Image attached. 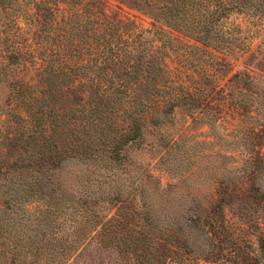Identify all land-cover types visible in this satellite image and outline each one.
Returning a JSON list of instances; mask_svg holds the SVG:
<instances>
[{"label": "trees", "instance_id": "obj_1", "mask_svg": "<svg viewBox=\"0 0 264 264\" xmlns=\"http://www.w3.org/2000/svg\"><path fill=\"white\" fill-rule=\"evenodd\" d=\"M117 1L148 14L156 24L196 43L226 49L228 35L223 22L230 15L264 16L262 3L254 0ZM106 7L105 0H41L36 3L28 30L33 32L35 43L40 44L46 53L40 54L38 48L39 68H35L30 43H22L19 48L0 35V81L1 77L7 76L6 69L10 66L34 67L33 82L20 80V133L7 139L18 144L17 138L20 137V155L9 163V170L0 171V195L3 198L0 220H7L6 226L14 221L20 222V226L27 225L31 216L26 204L43 202L44 209L39 211L37 225L30 228L42 237H51L61 246L50 250L49 255L45 253L42 258L45 260L48 256L51 264H63L61 259H70L85 240L78 233L80 229L73 231H77L74 236L67 232L64 237L58 236L66 217L71 218L80 210L95 211L100 204L107 202L116 208V212L106 228L128 227V224H123L126 219L125 199L120 187L110 195H101L97 185L94 192L76 201L73 212V209L69 210L70 205L64 207L63 201L69 199L61 186L50 179L52 171L72 160H82L81 163L90 170L92 166L88 163L94 161L97 178L93 183H102L103 179L114 176L115 169L125 166V150L140 149L151 137L153 140L149 143H152L154 154L159 156L158 161H163L169 150L190 133V127L204 126L207 129L204 141L214 147L224 143L230 150L226 156L236 166L233 171L238 174L228 180H216L213 204L185 207L181 214L183 225L171 214L166 215L168 224L161 226L166 232V236L163 235L165 240L160 244L151 238L144 245L145 249H160L167 245V259L173 254L169 246L183 247L191 250L188 257L191 258L195 251L191 236H186L184 229L200 232L207 240L208 249H199V255L190 259L191 264H199V258L211 256L214 252L210 248L214 247L209 232L213 225L210 217L214 212L225 213L222 206L225 201L233 202L241 192L242 203L257 205L256 208L264 204V87L257 88L251 75L244 71L229 77L224 89H218L210 75L192 76L195 84L186 91L181 90L182 87L173 88L167 83L165 54L161 48L150 46L155 42L149 37L151 32L153 36L164 33L157 29L139 31L128 18L108 14ZM73 68H77L80 75L71 77L69 72L74 71ZM93 70L97 73H91ZM68 95L72 97L67 104L56 107L59 100L68 98ZM212 97H220L223 101L215 105L211 102ZM223 103L236 117L234 131L225 136L218 132ZM177 109L188 121L182 130H169L176 127L172 117ZM61 116L71 120L66 121L68 140H54L63 122ZM221 154L217 148L214 155ZM123 174L127 175L126 172ZM130 176V187L140 196L143 206H147L142 200L148 195L146 186L154 183L155 178L140 168ZM87 190L88 186H84L83 191ZM166 197L161 195V202ZM120 211L124 213L123 219L117 218ZM192 211L196 215L190 214ZM137 212V206H134L126 215L135 216ZM152 213L153 209L148 208L143 213L145 220L150 227H159V216ZM45 216L47 221L53 222H43L41 219ZM203 220L205 223L201 225ZM144 224L142 221L139 226ZM4 226L0 221V258L8 256L7 264H20L19 237L7 240ZM261 231L258 245L264 260V226ZM138 248L136 246L135 251ZM39 255L41 253L38 254L40 258Z\"/></svg>", "mask_w": 264, "mask_h": 264}, {"label": "rangeland", "instance_id": "obj_2", "mask_svg": "<svg viewBox=\"0 0 264 264\" xmlns=\"http://www.w3.org/2000/svg\"><path fill=\"white\" fill-rule=\"evenodd\" d=\"M40 1L0 0L1 37L5 36L18 45L19 48L22 43H30V51L33 52L32 58L36 64L35 68H39L41 63L38 48H40V54H46L44 48L35 43L33 32L28 30L36 3ZM105 1L108 14L128 18L137 30L157 29L164 33L161 36H153L151 32L149 37L154 39L155 42L150 46L161 48L165 54L167 83L173 88L182 87L181 90L186 91L195 84L192 76L210 75L215 81L216 87L224 89L229 77L244 71L251 75L257 88L264 87V16H251L248 13L230 15L223 22V29L228 35V48L226 49L219 45H201L188 37L172 32L164 25L156 24L148 14L141 13L139 10H135L117 0ZM259 1L264 8V0H254L256 3ZM5 31L6 33H4ZM159 38L160 40H158ZM83 55H86V52H83ZM78 60L82 61L81 58H78ZM73 61L70 60V62ZM32 69H34L32 65L28 69L20 67V64L10 66L6 69L7 76L5 78L1 77V172L6 169L9 170V163L17 155H20V137L17 138L19 139L18 144L9 142L7 139L20 133V113L22 109L18 98L20 97V80L33 82L32 74L34 70ZM69 73L72 74L71 77L80 75L77 68ZM91 73L96 74L97 72L93 70ZM70 79H68V85ZM12 86H15V88H12ZM10 95H13V97ZM71 97V95H68V98L62 97L56 107L67 104L68 99ZM221 101L223 100L220 97H212L211 102L216 105ZM221 106L223 108L220 110L221 117L218 122V132L220 135L225 136L234 131L236 117L224 103ZM62 118L63 122L60 123L54 140H68L70 138L65 130L67 129L66 121L71 120L69 117L64 118L61 116V120ZM172 119L177 128L171 127L169 130L181 129L188 121L185 120L183 112L178 109ZM193 126L189 129L190 133L180 139L175 148L169 150L163 161H158L159 156H155L151 146L152 143H149L151 139L153 140L151 137L150 139L147 138V142L140 149L125 150L127 156L125 168L120 166L115 169L114 176L103 179L102 183H93V180L97 178L94 166L96 163L94 161L88 163L92 166L90 170L86 168L84 163H81L82 160L80 162L72 160L65 163L57 171H52L50 179L61 186L65 196L69 199L63 201L64 207L70 205L69 210L73 209L71 210L73 212L76 201L94 192L97 185L100 186L98 192L101 195H110L116 187H120L124 193L125 203L123 207L126 214L131 213L134 206H137L138 209L135 216L129 217L125 214L126 219L123 220V224H128V227L120 226L116 229L106 228L108 220L114 217L116 212V208L107 202L100 204L95 211L84 212L80 210L79 214H73L71 218L66 217L63 221V230L58 233V236L60 238L64 237L63 234L66 232L69 236H74L77 231H73L80 229L78 233L85 240L70 259H66V257L61 259L63 264H184L188 262L191 264L195 256L199 255V249H208L207 240L204 239L202 233L187 229H184V231L186 236H191L193 251H195L194 257L188 258L191 255L189 253L191 250L188 251L183 247L179 248L171 245L169 248L172 249L173 254L171 258L167 259L165 252L167 245L160 249H145L144 246L146 241L151 238L160 244L165 240L163 238L166 236V232L162 227H166L165 225L168 224L166 215L171 214L177 222L180 221L182 224L184 219L181 214L184 213L185 207H192L195 204L206 207L213 204L215 201L216 180H228V178L238 174L233 171L234 168L237 169L236 166L232 165V161L226 156L230 151L229 148L224 143L214 147L204 141L207 136V132H205L207 129L204 126ZM217 148L222 151L221 155H214ZM139 168L143 170V173H149L155 178L154 183H149L146 186V194L148 195L142 201L147 206H143L140 196L130 187V173L137 172ZM124 172L127 175L123 174ZM17 174L20 175V173ZM168 185L172 187L169 188ZM84 186H88L89 190L83 191ZM239 189L237 188V190ZM161 195L167 196L162 202ZM242 198L243 196L239 192L233 202L227 200L223 203L225 213L212 212L214 216H211L210 220L213 225L212 227L209 226L211 228L209 232L212 233L211 240L214 243V247L210 246V248H213L214 252L211 256L199 258V264H264L258 245L259 236L264 226V204H260L256 208L257 205H251L247 202L242 203ZM2 199L0 195V204ZM26 208L31 216L27 225L20 226V222L14 221L9 222L10 224L6 226L7 220H0L5 225L6 235H8L7 240L12 239L14 236L19 237L20 264H51L48 256L45 260L42 257L45 253L49 255L50 250L59 249L61 246L55 243L56 240L52 241L51 237H42L37 231L33 232V228H30L35 224L37 225L39 211L44 209V203L30 201L26 204ZM148 208L153 209V216H159V227H150L145 220L143 213L147 212ZM213 208H216L215 204ZM190 214L196 215L193 211ZM122 215L124 216V213L120 211L117 218L123 219ZM35 218L37 219L35 220ZM41 220L47 223L53 222V220L47 221L46 216L42 217ZM142 221H145V224L141 227L139 223ZM137 222L139 223L136 224ZM204 223L203 220L201 225ZM136 246L139 248L135 251ZM35 248H39V250L36 251ZM39 253H41L40 258L38 257ZM9 259L8 256L1 257L0 264H7Z\"/></svg>", "mask_w": 264, "mask_h": 264}]
</instances>
